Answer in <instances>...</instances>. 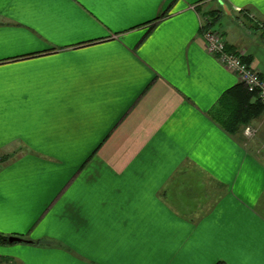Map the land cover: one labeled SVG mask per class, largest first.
<instances>
[{"label": "crops", "instance_id": "obj_1", "mask_svg": "<svg viewBox=\"0 0 264 264\" xmlns=\"http://www.w3.org/2000/svg\"><path fill=\"white\" fill-rule=\"evenodd\" d=\"M258 23L264 0H0V236L23 240L0 264H264V113L251 139L213 121L240 83L203 39L264 78Z\"/></svg>", "mask_w": 264, "mask_h": 264}, {"label": "trees", "instance_id": "obj_2", "mask_svg": "<svg viewBox=\"0 0 264 264\" xmlns=\"http://www.w3.org/2000/svg\"><path fill=\"white\" fill-rule=\"evenodd\" d=\"M254 25L263 35L262 40L264 41V23ZM263 113L264 105L255 100L253 95L240 84L221 96L213 109L212 119L228 133L236 134ZM6 243H8V238L0 236V244ZM217 264L225 263L218 262Z\"/></svg>", "mask_w": 264, "mask_h": 264}, {"label": "built area", "instance_id": "obj_3", "mask_svg": "<svg viewBox=\"0 0 264 264\" xmlns=\"http://www.w3.org/2000/svg\"><path fill=\"white\" fill-rule=\"evenodd\" d=\"M203 39L208 54L215 57L227 71L235 75L246 91L264 105V79L260 74L250 65L244 63L239 55L227 52L225 42L217 31H205ZM255 134L256 130L253 127L249 125L244 127L243 135L245 137L252 138Z\"/></svg>", "mask_w": 264, "mask_h": 264}, {"label": "water", "instance_id": "obj_4", "mask_svg": "<svg viewBox=\"0 0 264 264\" xmlns=\"http://www.w3.org/2000/svg\"><path fill=\"white\" fill-rule=\"evenodd\" d=\"M8 242L9 243H14V242H23V240H21L18 237H8Z\"/></svg>", "mask_w": 264, "mask_h": 264}, {"label": "rangeland", "instance_id": "obj_5", "mask_svg": "<svg viewBox=\"0 0 264 264\" xmlns=\"http://www.w3.org/2000/svg\"><path fill=\"white\" fill-rule=\"evenodd\" d=\"M253 138V137H252ZM248 139H251V138H248ZM195 191H196V189H195ZM201 192L203 191V189L202 190H200Z\"/></svg>", "mask_w": 264, "mask_h": 264}]
</instances>
